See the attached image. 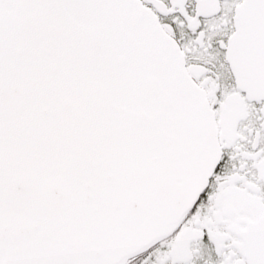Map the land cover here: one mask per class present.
Here are the masks:
<instances>
[{
	"label": "snow or ice",
	"instance_id": "obj_1",
	"mask_svg": "<svg viewBox=\"0 0 264 264\" xmlns=\"http://www.w3.org/2000/svg\"><path fill=\"white\" fill-rule=\"evenodd\" d=\"M0 264H264V0H0Z\"/></svg>",
	"mask_w": 264,
	"mask_h": 264
}]
</instances>
